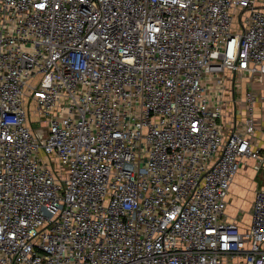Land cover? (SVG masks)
Here are the masks:
<instances>
[{
    "label": "built area",
    "instance_id": "1",
    "mask_svg": "<svg viewBox=\"0 0 264 264\" xmlns=\"http://www.w3.org/2000/svg\"><path fill=\"white\" fill-rule=\"evenodd\" d=\"M257 111L264 0H0V264H264Z\"/></svg>",
    "mask_w": 264,
    "mask_h": 264
},
{
    "label": "rangeland",
    "instance_id": "2",
    "mask_svg": "<svg viewBox=\"0 0 264 264\" xmlns=\"http://www.w3.org/2000/svg\"><path fill=\"white\" fill-rule=\"evenodd\" d=\"M45 125H46V122L40 121V122H36L34 124V127L45 126ZM263 180L264 179L258 175H256L253 179L254 184L257 183V185H260ZM252 190H253V187L251 183L248 182L245 178H240V177L235 178L234 184L232 185L231 190H230V197H232V203L229 204V208H228L229 212L232 213L233 211H235V214H236V212L239 209V205L241 204V200L243 198L245 199L244 201L245 210L248 209L250 206V202H251L250 199L252 196ZM233 204L237 206L236 210H233Z\"/></svg>",
    "mask_w": 264,
    "mask_h": 264
},
{
    "label": "crops",
    "instance_id": "3",
    "mask_svg": "<svg viewBox=\"0 0 264 264\" xmlns=\"http://www.w3.org/2000/svg\"><path fill=\"white\" fill-rule=\"evenodd\" d=\"M255 117H256V121H257V125H258L257 126V135H258L257 136V146H261L262 148H264V111H260V112L257 111L256 114H255ZM253 175H254V173H253L251 167L249 166L248 168L245 169V171L239 173L237 175V177L245 178L248 182L251 183L252 187L254 188L256 186V184H254V181H253L254 176ZM250 200H252V196H251ZM230 201L232 203V197H230ZM244 201H245V199L243 198L241 200V204H240V206L243 209H245ZM233 210H234V208H233ZM245 219L247 220L248 216Z\"/></svg>",
    "mask_w": 264,
    "mask_h": 264
}]
</instances>
